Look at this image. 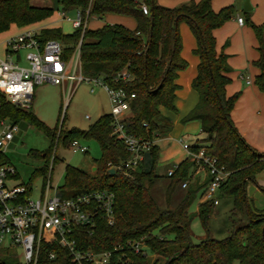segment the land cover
Masks as SVG:
<instances>
[{"label":"trees","instance_id":"16d2710c","mask_svg":"<svg viewBox=\"0 0 264 264\" xmlns=\"http://www.w3.org/2000/svg\"><path fill=\"white\" fill-rule=\"evenodd\" d=\"M62 11L74 7L81 14V25L72 33L61 28H42L37 33L43 43L55 39L63 45L64 59L69 60L78 48L80 72L86 77H101L111 88L133 93L130 115L123 120L126 133L155 141L164 138L172 129V121L161 109L175 112V92L178 72L187 67L180 55L182 48L179 23L185 21L196 38L194 54L199 58L197 73L191 82L198 94V101L183 121L198 120L200 134L190 143L192 153L200 149L215 159L228 175L218 188L219 196L233 199L232 224L224 238L206 236L194 242L190 231L193 214L189 211L194 199L201 194L208 180L194 181L196 161L187 156L171 175H166L164 207L153 195L158 179L155 164L159 147L156 143L145 154L137 167L125 169L123 164L130 157L124 143L113 132L110 113L100 115L86 129L62 128L58 123L50 128L28 108L9 103L0 92V120L13 124L26 119L50 139L49 147L39 153L46 161L55 152L59 141L64 144L75 139H93L101 150L94 159L95 170H84L67 164L64 183L59 188L62 197H73L91 190L107 189L114 193L115 221L108 225L100 219L91 235L76 229L73 236L77 247L101 252L111 250L106 263L100 264H264V208L251 209L246 194L247 182L255 183V176L264 172V151L247 144L237 131L231 111L239 93L226 95L225 85L230 82L227 55L216 51L213 30L222 26L234 13L233 5L214 11L211 0H189L176 7H165L155 0H58ZM146 5L148 14L142 12ZM50 7L34 6L30 0H0V33L11 25L26 27L52 13ZM107 13L132 16L136 26L130 29L122 24H104L91 30L86 24L92 15ZM84 22L86 24L84 25ZM258 46V58L253 65L259 73L255 78L258 89L264 93V43L263 27L250 22ZM125 71L128 79H122ZM31 108V106L29 107ZM55 161V156L53 162ZM0 163L7 158L0 153ZM114 168L110 175L109 169ZM45 164L34 171L42 175L48 170ZM51 171V170H50ZM186 182V187L182 183ZM264 193V187L257 185ZM26 195L30 188L26 187ZM179 192V200L173 202ZM214 204L202 201L197 215L207 230L208 219ZM246 212L247 221L239 225L238 218ZM141 241L145 254L136 253L127 241ZM117 248L114 250V248ZM56 253L50 260L48 253ZM37 264H71L66 249L44 241Z\"/></svg>","mask_w":264,"mask_h":264},{"label":"built area","instance_id":"2783aa9c","mask_svg":"<svg viewBox=\"0 0 264 264\" xmlns=\"http://www.w3.org/2000/svg\"><path fill=\"white\" fill-rule=\"evenodd\" d=\"M142 12L148 14L146 5L141 6ZM81 14L72 21L74 27L81 25ZM237 22L243 23V18L238 17ZM86 22H84V25ZM24 51V56L20 54ZM75 53L78 55V48ZM69 60L64 59L63 45L55 39H48L41 43L37 33L25 30L8 38L5 42V56L0 58V92L7 101L21 108H29L36 86L43 83L62 85L69 82L71 87L82 81L92 82L90 91L94 86L100 85L107 92L112 116L113 132L120 139L130 157L124 162L125 169H133L143 161L154 144L153 140L143 139L126 133L123 120L130 113V100L133 93L127 94L123 89H114L106 85L101 77H86L76 70L70 71ZM122 79L129 75L123 71ZM127 113V114H126ZM16 124L7 119L0 120V153L12 140L16 131ZM182 147L191 157L206 169L209 180L201 194L203 201L218 203L216 193L228 172L215 163V159L206 155L203 149L192 153L190 143L181 141ZM69 147L74 151L86 152L87 146L80 143L79 139L71 141ZM54 155L52 154V162ZM177 165L169 169L171 175ZM41 194L37 199H30L26 195V187L22 184L11 185L8 182L16 176L12 166L0 163V247H16L18 254L11 255L16 261L0 264H37L39 255L44 246V241L66 249L71 264H100L106 263L111 255V250L96 252L77 247L73 232L76 229L84 230L91 235L100 219L108 225L115 221L114 193L110 190H91L79 193L73 197H62L57 193L49 196L50 174ZM186 187V182L182 183ZM134 252L145 254L141 241H127ZM117 248L115 247L114 250ZM48 258L53 260L56 253L50 251Z\"/></svg>","mask_w":264,"mask_h":264},{"label":"rangeland","instance_id":"374dc122","mask_svg":"<svg viewBox=\"0 0 264 264\" xmlns=\"http://www.w3.org/2000/svg\"><path fill=\"white\" fill-rule=\"evenodd\" d=\"M142 1V0H138ZM166 3L173 2L174 0H165ZM246 0H244L245 3ZM30 3L39 7H50L52 13L44 19H41L33 24L31 29L38 32L40 28H53L59 27L64 33H72L74 31V25L72 21L77 18V9L72 7L67 11H62L57 0H30ZM243 3V5H244ZM159 4V3H158ZM175 4V3H174ZM180 4V3H179ZM161 5V4H159ZM165 6V5H161ZM165 6V7H176ZM129 19L134 18L126 15ZM183 23H186L183 21ZM104 24H107V14L103 16L92 15L87 21V28L91 30L98 29ZM136 26V23H135ZM17 30L15 27H10L7 31L0 33V58L3 57V43L6 38ZM20 54L24 56V51ZM70 71H80V65L78 61V55L75 53L69 61ZM93 86L92 82L82 81L76 86L70 85L69 82H64L62 85H56L53 83H43L41 86H36L35 94L31 100V108H28L32 113L42 121L45 125L53 128L57 123L60 126L63 121V130L71 127H77L80 129H86L91 123H93L100 115L110 112L111 104L108 95L104 88L100 85L94 86V92L90 91ZM127 114V113H126ZM88 116V118L86 117ZM16 131L6 147H4L3 154L7 158V164L12 166L16 172V176L12 178L8 184L18 185L22 184L25 187L30 188L29 198L37 199L42 191V188L47 182L49 175V169L45 173V182L42 175H34V171L45 164L51 169L50 174V191L49 196L58 194L59 188L64 183V169L67 164L76 166L87 173H91L92 167L95 166L94 159H98L101 155L99 144L93 139H79L80 143L88 147L87 152L74 151L68 146V143L64 144L59 141L56 145L55 161L52 162V155L49 160L46 161L41 154H36L33 151L36 150L39 153L45 151L50 144V139L43 133V131L37 128L34 124L26 119L19 120L16 123ZM199 131L197 132L198 135ZM199 136V135H198ZM195 135L185 136L184 139L194 141ZM159 150L155 164V173L159 176L156 180L153 188V195L158 201L161 207H164V192L167 183V172L169 169L177 165L181 160L187 157L186 151L183 149L181 142L173 138H161L157 139ZM179 161V162H178ZM192 182L198 181L205 176L206 169H202L198 163L194 168ZM193 173V175H194ZM260 173V172H259ZM257 173L255 176V183H247L246 190L249 193L250 199L256 201L259 199L255 193L261 195V191L258 190L257 185H264V172ZM199 175V178H198ZM259 183V184H258ZM252 191L254 189V192ZM179 192L174 195L173 202L179 200ZM218 203L212 207L207 230L203 227L201 220L197 215V207L199 202H202L200 196L194 199L189 211L193 214V218L190 224V231L194 242H198L200 239L210 236L212 238H224L231 229L233 208V199L229 196H219L216 193ZM251 202H249L251 208ZM259 203V201H257ZM240 219L239 225L245 224L247 221L246 212H243L238 216ZM18 254L16 247L5 248L0 247V261L9 263L16 261L11 255ZM232 264H239L238 260L233 261Z\"/></svg>","mask_w":264,"mask_h":264},{"label":"crops","instance_id":"0c3cea01","mask_svg":"<svg viewBox=\"0 0 264 264\" xmlns=\"http://www.w3.org/2000/svg\"><path fill=\"white\" fill-rule=\"evenodd\" d=\"M155 1L157 4L159 3L165 6H174L189 0H174L171 3H166L165 0ZM248 2L250 8L244 10V0H211V7L214 11H218L227 5H233L234 7V13L231 18L222 26L215 28L213 30V36L215 38L216 51L218 53L223 52L227 55V64L230 67V72L228 74L230 82L225 85L226 95L230 96L234 93H239V97L237 98L231 111V119L237 128L238 133L247 144L259 151H264V93L261 92L255 84V78L258 75L259 70L253 65V62L258 58L259 53L257 50L258 42L255 33L250 26V22H252L255 25L263 27L262 37L264 43V0H248ZM238 17L243 18L242 24L237 22ZM107 23L122 24L130 29L135 27V21L129 19L126 15L120 14L107 13ZM32 26L33 24L26 27L11 25V27L16 28L17 32L8 36L6 40L25 30H32L35 32V30L31 29ZM178 28L182 42L180 55L187 62V67L178 72L176 79L178 88L175 92V112L165 109H161V112L170 118L173 124L172 129L166 138H175L179 142L186 141L191 143L193 141L186 140L184 137H188L189 135L198 136L200 134L201 125L198 120L184 122L183 118L193 109L198 101V94L192 88L191 82L196 76L199 58L196 54H194V49L196 48L197 43L196 38L188 24L181 22L179 23ZM41 29L42 28H40V30ZM6 40L3 43V57L5 56ZM72 86L76 85L73 84ZM34 94L35 90L33 96ZM129 115L130 113L127 114V116ZM86 117L88 118V116ZM198 131L199 133L197 135ZM156 141L157 139L154 143H156ZM94 168L95 166L92 167V171L95 170ZM196 174L197 173H194L193 176H196ZM208 177V174L205 173V176L200 179V182L202 183L208 180ZM259 186L264 187V185L261 184ZM254 190L252 191V188L250 189L252 192H254ZM258 190L261 191L259 188ZM246 194L249 202H251V209L264 208L263 194L259 195L258 193H255L257 197L259 196V199L257 200L259 203H257L256 199H250L247 190Z\"/></svg>","mask_w":264,"mask_h":264},{"label":"water","instance_id":"95a60500","mask_svg":"<svg viewBox=\"0 0 264 264\" xmlns=\"http://www.w3.org/2000/svg\"><path fill=\"white\" fill-rule=\"evenodd\" d=\"M250 8V6H249V2H248V0H246L245 1V4H244V10H247V9H249ZM95 169V168H94ZM109 173H110V175H112L113 173H114V168H110L109 169Z\"/></svg>","mask_w":264,"mask_h":264}]
</instances>
